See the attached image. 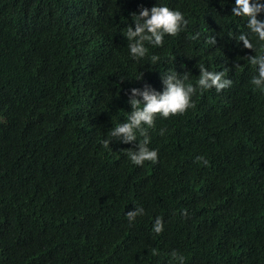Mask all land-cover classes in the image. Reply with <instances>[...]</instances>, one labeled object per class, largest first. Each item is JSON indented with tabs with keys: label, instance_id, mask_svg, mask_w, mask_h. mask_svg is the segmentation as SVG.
<instances>
[{
	"label": "trees",
	"instance_id": "16d2710c",
	"mask_svg": "<svg viewBox=\"0 0 264 264\" xmlns=\"http://www.w3.org/2000/svg\"><path fill=\"white\" fill-rule=\"evenodd\" d=\"M153 6L180 11L187 28L162 46L145 42V58L133 59L127 27ZM234 6L0 0V264H179L173 251L184 264H264V92L247 59L264 54V41ZM201 64L228 68L232 86L197 88L195 107L157 116L148 147L158 161L133 164L128 151L142 137L109 135L132 111L130 90L162 92L172 71L195 86ZM135 207L144 214L130 224Z\"/></svg>",
	"mask_w": 264,
	"mask_h": 264
},
{
	"label": "clouds",
	"instance_id": "9594fccd",
	"mask_svg": "<svg viewBox=\"0 0 264 264\" xmlns=\"http://www.w3.org/2000/svg\"><path fill=\"white\" fill-rule=\"evenodd\" d=\"M264 12V4L260 0H235V6L232 8V15L236 17L247 18V28L250 33L255 34L260 41H264V20L257 19L258 14ZM132 21L135 28L127 27L126 39L128 48L133 59L140 60L145 58L148 49L145 42L154 46H162L165 35L177 36L185 31L188 20L183 13L178 10H172L167 6H153L151 9L141 8L139 14H132ZM199 33L193 35L192 39H198ZM238 42H243L245 49L255 50L247 33H240L234 37ZM210 45H215L214 37H209L206 41ZM249 63L256 67L257 74L252 77L251 83L259 90L264 92V54H258L247 57ZM159 57L152 56L151 62L155 64ZM228 68L222 71H209L203 64L199 66V78L196 85L186 83L187 74L180 75L175 71L166 72L161 75L163 91L157 92L150 86L144 88L131 89L129 104L132 111L127 117L126 122L118 124L110 132V137L119 140L121 143L130 144L137 141V134L142 137L136 144L135 150L129 149L128 156L131 162L137 166L143 165L145 161L156 163L158 161V151L149 149L150 143L149 129L155 127L157 116L167 119L170 116L180 115L189 108L195 107L192 96L197 92L215 88L217 92L232 86L231 79H227ZM142 74L137 78L141 79ZM139 97V99L137 98ZM164 129L160 134H164ZM111 139L103 141L105 146L109 145ZM196 162L208 165V161L203 156H197ZM185 209L181 214L186 215ZM144 210L135 207L134 211L126 213V217L131 224L139 215H143ZM153 231L160 234L163 231V220L161 217L155 218ZM155 254V250H153ZM174 260L179 264H184V257L176 251L171 253Z\"/></svg>",
	"mask_w": 264,
	"mask_h": 264
}]
</instances>
